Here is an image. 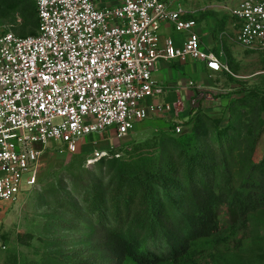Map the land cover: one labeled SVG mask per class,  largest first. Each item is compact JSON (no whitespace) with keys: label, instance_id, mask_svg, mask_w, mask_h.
<instances>
[{"label":"built area","instance_id":"built-area-1","mask_svg":"<svg viewBox=\"0 0 264 264\" xmlns=\"http://www.w3.org/2000/svg\"><path fill=\"white\" fill-rule=\"evenodd\" d=\"M36 6V34H0V199L14 200L36 185L38 144L59 141L74 152L89 134L111 128L121 138L150 109L162 110L144 104L166 92L153 75L159 60L227 68L221 54L203 46L197 19L179 0H36ZM230 12L237 42L264 50V0H242ZM166 22L185 34L182 45L161 39ZM196 88L198 108L206 93ZM94 154L98 160L107 152Z\"/></svg>","mask_w":264,"mask_h":264},{"label":"trees","instance_id":"trees-1","mask_svg":"<svg viewBox=\"0 0 264 264\" xmlns=\"http://www.w3.org/2000/svg\"><path fill=\"white\" fill-rule=\"evenodd\" d=\"M23 2L0 0L23 8L25 17ZM29 4L39 27L36 3ZM258 97L256 90L240 97L249 111L227 122L195 108L184 132L169 125L127 156L101 157L98 171L83 173L87 184L72 211L92 253L73 264H203L201 254L218 256L253 224L257 254L264 255V119L254 115L258 104L264 110V98ZM60 201L70 205L71 196ZM25 237L33 235L18 234L21 242Z\"/></svg>","mask_w":264,"mask_h":264},{"label":"rangeland","instance_id":"rangeland-1","mask_svg":"<svg viewBox=\"0 0 264 264\" xmlns=\"http://www.w3.org/2000/svg\"><path fill=\"white\" fill-rule=\"evenodd\" d=\"M189 9L188 16L199 22V32L203 34L205 43L220 53L227 68L220 75L212 76L211 87L205 88L206 97L199 107L208 114L222 116L225 121L241 111H249L247 106L238 102L248 91L256 90L259 97L264 98V50L248 49L239 44L235 38L236 26L231 15V8L242 0H179ZM36 0H24L23 8L11 9L0 4V34L8 30L20 36L33 35L38 32L36 18L28 8L29 3ZM197 34V30L195 31ZM182 71V69H175ZM190 82V87L195 85ZM204 89V88H203ZM192 93L183 98L182 105L177 108L179 114L167 117V120L144 119L127 135L118 138L111 128L92 133L84 137L78 149L69 151L59 141H48L38 144L42 149L39 159L38 179L34 187L24 189L16 199H0V264H12L14 256L18 264H70L82 262L92 253L91 244L84 242L82 227H79V214L72 211L79 193L86 186L82 181L83 173L98 171L99 161L93 160L95 151H106L102 159L112 155L127 156L138 145L151 141L159 136L169 125L181 124L178 133L187 130L186 124L194 112ZM258 103V102H257ZM258 104L255 117L264 119V110ZM186 114L182 115V112ZM76 180V185L70 184ZM71 196V204L66 205L60 198ZM63 203V204H62ZM73 205V206H72ZM77 206V205H76ZM72 207V208H71ZM82 211V209L80 208ZM223 222L227 214L221 212ZM257 227L249 225L240 231L239 240H232L227 249L222 247L218 256L201 254L203 264H264V255L257 254L255 241H258ZM32 234L33 237L21 242L18 234ZM264 233V228L261 230ZM260 233V235H261Z\"/></svg>","mask_w":264,"mask_h":264},{"label":"crops","instance_id":"crops-1","mask_svg":"<svg viewBox=\"0 0 264 264\" xmlns=\"http://www.w3.org/2000/svg\"><path fill=\"white\" fill-rule=\"evenodd\" d=\"M198 26H199V22H198ZM198 26L196 27V30L201 37L203 46L213 50V48L208 46L204 41L205 37L203 34H205L206 31L201 30L199 32L200 26L199 27ZM160 35L162 40H164V38L166 37H171L178 46L182 45V42L184 41L185 38V34L176 31L174 25L169 22L162 24L160 28ZM179 68L182 69V71L175 70ZM214 74L216 76L220 75L219 72L208 69L203 62L194 61L192 59H188L186 61H181L178 59L159 60L155 66L153 75L154 78L160 84L166 86V92L165 94L160 96L155 95V96L147 97L146 100L144 101V104L146 106H150L155 103H159L163 105V109L162 110L150 109L149 116L146 119L152 118L155 119L157 122H159L160 120L168 121L167 118L168 116L169 117L171 116L172 118L173 116H175L176 113L179 114L177 108L182 105L183 98L185 99V97L188 96L190 93H192V97L194 98L195 95L197 94V88H196L197 86H201L204 89L207 86L211 87L212 86L211 80ZM193 80L195 81L196 84L190 87V82H192ZM165 104L170 105V108H167ZM183 114L185 115L186 113L182 112V115ZM142 121L138 122L137 124H140Z\"/></svg>","mask_w":264,"mask_h":264}]
</instances>
